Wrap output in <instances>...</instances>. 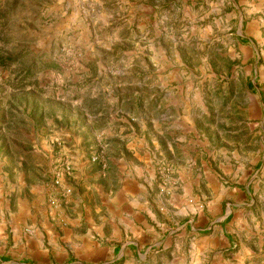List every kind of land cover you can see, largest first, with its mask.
<instances>
[{"label":"rangeland","instance_id":"obj_1","mask_svg":"<svg viewBox=\"0 0 264 264\" xmlns=\"http://www.w3.org/2000/svg\"><path fill=\"white\" fill-rule=\"evenodd\" d=\"M9 11L0 38L18 60L0 67V159L23 157L32 184L50 180L86 112L105 107L86 153L91 164L103 162L120 154L108 140L128 137L119 119L145 133L150 111L173 97L177 105L155 121L182 117L183 131L172 129L167 141L151 129L141 135L139 153L153 159L156 195L165 198L158 206L180 211L167 199L188 192L175 227L193 211L206 215L199 236L212 219L229 227L235 244L216 252L221 243L205 263H263L264 0H19ZM164 140L174 153L161 148Z\"/></svg>","mask_w":264,"mask_h":264},{"label":"crops","instance_id":"obj_2","mask_svg":"<svg viewBox=\"0 0 264 264\" xmlns=\"http://www.w3.org/2000/svg\"><path fill=\"white\" fill-rule=\"evenodd\" d=\"M175 105L173 97L161 100L150 111L152 119L144 132L155 130L167 141L172 129L183 131L182 117L172 119L170 115L168 121H155L156 113H167ZM106 109L99 108L94 116L86 112L85 122L77 125L57 156V162L67 158L74 164V172L66 180L73 188L72 194L59 206L50 203V197L56 194L51 178L46 175L41 184H32L23 157L19 163L8 152L4 160L1 157L0 177L5 182L0 190V264H207V253L221 243L224 249L216 252L228 251L235 244L229 227L214 219L204 227L209 234L199 236L205 212L193 211L194 217L175 227L174 216L186 210L183 203L189 193L180 194L177 203L172 200L175 193L167 199L170 206H181L180 211L160 209L159 200L165 198L156 195L154 161L139 153L144 147L143 132L128 118L119 119L128 123L121 132L126 130L125 135L129 137L130 132L133 137L112 135L106 144L120 154L107 153L105 161L90 163L86 153L95 146L99 119L108 118ZM261 124L264 127V118ZM118 127L113 125L114 132ZM33 135L37 142H43L44 136L38 131ZM76 135L85 137L78 139ZM152 142L149 134L147 143ZM161 148L174 153L165 140Z\"/></svg>","mask_w":264,"mask_h":264},{"label":"built area","instance_id":"obj_3","mask_svg":"<svg viewBox=\"0 0 264 264\" xmlns=\"http://www.w3.org/2000/svg\"><path fill=\"white\" fill-rule=\"evenodd\" d=\"M58 146L62 145V141H57ZM100 159L98 154L92 156V161L97 162ZM74 172V164L70 159H61L57 162L52 170V187L56 194L50 197V203L56 207L61 205L72 194L73 188L67 183V177H70Z\"/></svg>","mask_w":264,"mask_h":264},{"label":"trees","instance_id":"obj_4","mask_svg":"<svg viewBox=\"0 0 264 264\" xmlns=\"http://www.w3.org/2000/svg\"><path fill=\"white\" fill-rule=\"evenodd\" d=\"M19 0H10V4H8V7H5V4L3 6H0V29L2 27V22H6L11 9H13ZM244 42H247L244 38H242ZM8 37L3 36L0 38V67L7 68L10 65H13L16 60H18V55H12L9 51L7 52L4 45L8 44Z\"/></svg>","mask_w":264,"mask_h":264}]
</instances>
